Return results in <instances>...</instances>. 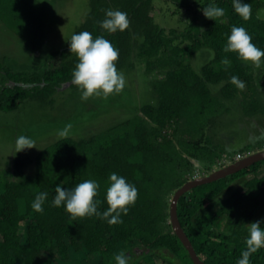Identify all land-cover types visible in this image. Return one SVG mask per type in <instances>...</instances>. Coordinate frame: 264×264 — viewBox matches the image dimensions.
<instances>
[{
    "label": "trees",
    "instance_id": "trees-1",
    "mask_svg": "<svg viewBox=\"0 0 264 264\" xmlns=\"http://www.w3.org/2000/svg\"><path fill=\"white\" fill-rule=\"evenodd\" d=\"M168 1L89 0L71 36L88 31L93 38L103 35L110 40L119 50L118 71L135 70L138 78L143 76L145 94L131 105L128 116L98 134L57 138L33 157L20 151L11 156L8 167H0V264H74L76 254L83 255V264H115L121 251L129 264H194L169 221L170 199L197 172L205 175L229 164L237 150L245 156L264 147L261 139L250 142V152L229 150L214 139L217 116L225 109L220 96L233 100L239 95L244 115L264 112L259 91L264 90V64L256 68L234 52L223 51L232 26L245 27L252 42L264 49V19L256 18L257 11L264 10V0H245L252 5L248 20L234 12L232 0H200L196 7L190 0H172L174 8L165 7ZM35 3L0 0V19L15 29L32 53L44 44L46 29ZM210 4L225 9L223 23L204 16L202 9ZM107 9L126 12L129 27L123 32L102 30ZM165 12L191 16L186 31L168 27ZM68 41L31 70L1 67L0 110H14L30 96H48L67 82L73 85L77 57ZM203 49L210 56L197 70L192 60ZM56 56L59 63L52 66ZM233 75L245 82L243 90L231 83ZM217 85L220 96L212 90ZM113 172L138 189L121 223L110 225L95 215L73 220L63 207L51 206L57 186L72 188L95 179L100 188L94 200L102 213L108 207L105 193ZM237 180L239 187L234 185ZM256 191V207L241 210L240 204ZM40 192L48 193L43 213L31 207ZM177 216L205 263L237 264L246 247L247 224L264 221V159L186 191L178 199ZM250 264H264V247L251 254Z\"/></svg>",
    "mask_w": 264,
    "mask_h": 264
},
{
    "label": "rangeland",
    "instance_id": "rangeland-1",
    "mask_svg": "<svg viewBox=\"0 0 264 264\" xmlns=\"http://www.w3.org/2000/svg\"><path fill=\"white\" fill-rule=\"evenodd\" d=\"M198 1L200 0H190L191 7H196L200 3ZM88 6L89 0H36L35 10L44 16L46 29L44 44L33 53L27 50L22 37L15 29L0 19V70L3 72L1 67L7 65L14 68L13 70L28 71L34 65L46 62L45 56L49 51L61 48L67 43L74 28L83 20ZM165 7L174 8V2L169 0ZM182 11H185L184 7ZM183 12L174 16L165 12L167 18H164L166 22H163L169 25L168 27L175 26L178 33L184 32L191 16L187 14L185 16ZM201 22L200 19L198 23L201 25ZM209 56L205 49L198 51L192 60L194 68L199 70ZM50 62L52 66L58 65L59 57L56 56ZM1 73L0 82L3 80ZM123 74L126 79L125 88L107 97L93 96L88 100H81L77 86H70L67 82L59 89H54L48 96L43 98L30 96L14 110H0V167L9 166L15 139L20 135L36 141V147L22 150L23 154L33 157L41 148L62 137L59 134L65 129L68 136L95 135L128 116L132 111L131 105L137 103V98L139 100L141 99L139 96L145 94V83L142 82L144 77L138 78L135 70ZM212 90L220 96L218 85ZM259 91L264 105V90ZM220 98L225 109H221L217 116V121L220 122L214 132L216 141L224 143L229 150H235L248 148L251 141L264 139V112L247 116L241 112L239 95L233 100H225L222 96ZM237 152L238 150L234 152L235 159L239 154ZM30 170L31 166L27 168V172ZM198 173L195 176H200ZM234 183L240 186L238 180ZM229 192L230 190L225 191L223 196ZM259 197V191L254 192L240 204V209L255 208V200ZM257 216L263 217L259 209ZM74 257L72 261L74 264H83V255L76 254Z\"/></svg>",
    "mask_w": 264,
    "mask_h": 264
},
{
    "label": "clouds",
    "instance_id": "clouds-1",
    "mask_svg": "<svg viewBox=\"0 0 264 264\" xmlns=\"http://www.w3.org/2000/svg\"><path fill=\"white\" fill-rule=\"evenodd\" d=\"M232 5L234 12L243 20L251 18L252 5L250 3L245 2V0H232ZM202 11L205 17L223 23L225 16L223 7L210 4L203 7ZM256 18L258 20L264 19V10H258ZM129 24L128 14L118 9L105 10V18L100 21L101 29L108 33L123 32L129 27ZM68 44L70 52L77 57V63L71 74V83L76 85L80 91L81 100H88L89 97L93 96L107 97L110 94L119 93L125 88V76L118 71L115 63L119 57V50L110 40L103 35L93 38L90 32L81 31L74 33ZM223 51L226 53L234 52L241 62L251 64L256 68L264 64V59H262L264 58V49L257 47L252 42V36L243 26L231 27ZM223 63L228 65L230 61L225 58ZM231 83L240 90L245 88V82L236 75L231 77ZM67 134V129H65L59 135L64 137ZM35 145V140L20 135L15 139L12 148L14 154L12 155L24 149L36 147ZM99 188L100 183L95 179H86L72 188L57 186L51 206L63 207L73 220L95 215L106 220L110 225L121 223V215H126L129 206L134 205L137 200V187L129 183L126 177L116 172L111 173L108 177V187L105 193V201L108 207L102 213L98 211L97 202L94 200V197L98 195ZM47 197V192L38 193L31 203L32 209L38 213H43ZM262 223L264 221L258 220L247 224L246 247L237 264H250L251 254L264 247ZM114 259L115 264H129V257L123 251L115 255Z\"/></svg>",
    "mask_w": 264,
    "mask_h": 264
},
{
    "label": "water",
    "instance_id": "water-1",
    "mask_svg": "<svg viewBox=\"0 0 264 264\" xmlns=\"http://www.w3.org/2000/svg\"><path fill=\"white\" fill-rule=\"evenodd\" d=\"M264 159V149L256 150L244 157L235 160L223 167L215 169L205 175L195 176L186 182H184L179 188H177L171 199L169 205V221L171 223L172 229L180 239L184 247L187 249L194 264H207L205 263L196 253L189 237L186 235L184 229L182 228L178 216H177V202L179 197L190 190L196 185H200L206 182H210L226 175L232 174L242 168L250 166L252 163Z\"/></svg>",
    "mask_w": 264,
    "mask_h": 264
},
{
    "label": "built area",
    "instance_id": "built-area-1",
    "mask_svg": "<svg viewBox=\"0 0 264 264\" xmlns=\"http://www.w3.org/2000/svg\"><path fill=\"white\" fill-rule=\"evenodd\" d=\"M241 157H243V156L240 155V154H238V156L236 157V159H239V158H241Z\"/></svg>",
    "mask_w": 264,
    "mask_h": 264
}]
</instances>
